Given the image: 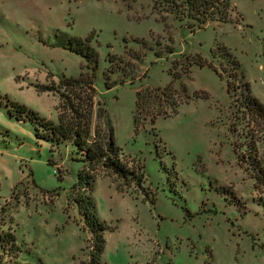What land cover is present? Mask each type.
<instances>
[{"label":"rangeland","instance_id":"374dc122","mask_svg":"<svg viewBox=\"0 0 264 264\" xmlns=\"http://www.w3.org/2000/svg\"><path fill=\"white\" fill-rule=\"evenodd\" d=\"M158 1L0 0V229L14 232L23 261L93 264L74 201L83 194L107 227L100 264H264V186L237 158L253 141L264 165V131L242 107L251 96L264 104V0H232L238 23L232 11L194 31ZM91 33L92 127L110 125L123 159L144 171L125 192L101 170L90 193L72 188L81 155L65 143L50 152L4 107L7 98L56 121L58 95L37 88L78 76L84 60L62 44ZM165 86L164 109L177 111L153 125L147 115L135 132V90Z\"/></svg>","mask_w":264,"mask_h":264},{"label":"trees","instance_id":"16d2710c","mask_svg":"<svg viewBox=\"0 0 264 264\" xmlns=\"http://www.w3.org/2000/svg\"><path fill=\"white\" fill-rule=\"evenodd\" d=\"M164 1L168 3L162 9L166 13L175 12L180 20L184 16L195 20V22L188 21L187 23L191 31L203 28L211 20H216L219 23L226 22L230 18V13L234 11L230 0ZM156 2L160 6L158 0H153V3L156 4ZM155 6L153 8H156ZM178 8H181V11ZM240 18L241 15L236 12L235 20L238 21ZM91 38L92 33L84 38L70 36L67 43L62 44L64 49L80 56L84 60L78 76L62 75L56 87L49 84L41 85V89L37 88L38 92H52L58 95V102L55 106L57 110L56 121H51L39 115L38 112L28 108L25 104L7 98H5L4 107L10 118L21 122H31L35 127V138L49 143L50 152L61 143H69L75 152L81 155L79 158H73L81 162L82 167L78 170L77 178L72 184V188L90 193L92 183L96 177L94 172L101 170L107 176H112L114 182L115 180L119 181L115 184V188L120 192H125L126 190L123 189V186H128L130 183L141 187V183L144 180V171L141 165L136 169L123 159V153L115 143L113 130L110 125L105 122L104 128L99 123L92 127V107L95 93L92 86V78L97 66V52L91 44ZM155 55L160 56L159 53H155ZM110 56L109 54V62L111 61ZM198 65L202 66V63L198 62ZM206 65L211 67L210 63ZM212 69L221 78V74L215 68L212 67ZM102 74L106 78L105 71ZM84 76L86 77L85 79L83 78ZM104 85L108 89L113 87L114 83L107 84L104 82ZM60 88H63V91H60ZM76 89L77 92L75 91ZM166 90H168L167 86L163 88L157 87L154 90L145 87L135 91V103L132 113L135 132L142 128L147 115H149L148 122L153 125L158 116L168 117L177 111L178 105L175 102L170 103L169 111L164 109V102H167L168 98L165 95ZM154 92H160L161 95H154ZM100 105L102 103L98 104L95 113L98 121L106 115L105 109ZM242 107L246 109L257 125L261 126V130L264 131V104L256 97L251 96L243 103ZM246 148L245 158H243V154L237 158L239 162L246 164L245 168L250 176L254 178L255 183L264 186V165L257 154L255 142L250 141L246 144ZM48 163L50 164L51 160H48ZM142 194L144 199H148L149 193L143 192ZM74 201L77 204L78 212L82 216L84 225L91 233L92 252L90 253V260L93 264H100L98 260L104 249L103 235L107 227L97 216L92 197L80 194ZM150 202L154 204V194H151ZM0 249V257H8L6 263L0 264H30L20 259L21 249L12 230L0 229Z\"/></svg>","mask_w":264,"mask_h":264},{"label":"crops","instance_id":"0c3cea01","mask_svg":"<svg viewBox=\"0 0 264 264\" xmlns=\"http://www.w3.org/2000/svg\"><path fill=\"white\" fill-rule=\"evenodd\" d=\"M230 2H231V5H233V7H234V12H237L236 11V8H235V6H234V2L232 1V0H230ZM151 8H152V6H151ZM168 16H170V14H168ZM153 18V17H152ZM169 18H171V17H169ZM155 19V18H154ZM240 20H241V18H240ZM232 20H230V21H226V22H220V23H218V24H216L217 26H220V25H223V24H225V23H228V22H231ZM234 22L235 23H238V21H236V20H234ZM136 91V90H135ZM134 103H135V101H134ZM65 144H67V145H70L69 143H65ZM71 146V145H70Z\"/></svg>","mask_w":264,"mask_h":264}]
</instances>
